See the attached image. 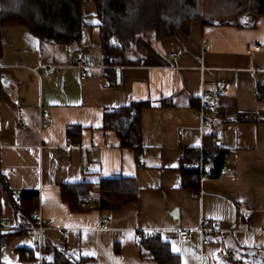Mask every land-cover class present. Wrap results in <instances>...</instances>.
Returning a JSON list of instances; mask_svg holds the SVG:
<instances>
[{
  "label": "crops",
  "instance_id": "crops-1",
  "mask_svg": "<svg viewBox=\"0 0 264 264\" xmlns=\"http://www.w3.org/2000/svg\"><path fill=\"white\" fill-rule=\"evenodd\" d=\"M240 15L241 22H195L189 36L138 39L130 51L135 63L119 67L104 64L91 2L84 16L98 35L90 28L80 47L44 43L24 26L1 29L0 170L16 195L39 192L37 208L47 227L43 264H158L141 247L143 232L158 234L180 264H254L264 253V15L252 8ZM81 59L90 63L85 79L76 67ZM132 103L148 104L138 159L120 148L115 132L103 129L106 110ZM208 103L214 107L204 126L200 109ZM44 112L50 126L41 129ZM239 113L258 121L238 122ZM213 133L229 152L231 174L202 182L185 176L192 153ZM119 177L136 180L137 200L100 211L99 182ZM78 183L94 190L85 210L73 212L61 188ZM1 201L9 230L24 222L6 192ZM202 221L218 230L201 235L195 229ZM184 229L191 230L188 240L177 235ZM37 242L32 229L12 237L4 263L40 264ZM22 249L33 253L22 258ZM235 252L233 260L226 258Z\"/></svg>",
  "mask_w": 264,
  "mask_h": 264
},
{
  "label": "trees",
  "instance_id": "trees-1",
  "mask_svg": "<svg viewBox=\"0 0 264 264\" xmlns=\"http://www.w3.org/2000/svg\"><path fill=\"white\" fill-rule=\"evenodd\" d=\"M245 1L253 4L252 11L256 15H264V0ZM89 2L95 6L96 26L100 32L101 50L107 67L132 66L135 62L130 59V51L138 39L153 37L158 42L165 41L177 33L189 36L195 22L211 24L204 18L201 0H0V32L5 27L24 26L44 43L80 47L84 35L94 27L84 16V5ZM147 106L145 103H132L104 113L103 129L115 132L120 148L133 151L137 159L143 152L142 111ZM236 120L250 123L258 121V118L254 114L239 113ZM192 154V166L185 171V176L197 181L199 171L194 164L201 155L209 164L214 178L220 177L229 157V152L218 146L216 133L206 134L203 150L198 149ZM98 189L100 201L96 207L100 211L119 210L134 203L138 196L134 178L102 179ZM93 190L94 185L90 183L63 185L62 200L73 212H81L85 210ZM3 192L8 194L16 218L24 221L11 230L5 228L2 219ZM38 199V191L24 190L16 195L10 190L0 170V264H5L2 251L7 242L37 226L38 219L34 212ZM144 239L141 247L158 264H180L179 257L173 254L170 245L158 234ZM26 253H33V250H20L22 258ZM237 264L244 263L239 261Z\"/></svg>",
  "mask_w": 264,
  "mask_h": 264
},
{
  "label": "built area",
  "instance_id": "built-area-1",
  "mask_svg": "<svg viewBox=\"0 0 264 264\" xmlns=\"http://www.w3.org/2000/svg\"><path fill=\"white\" fill-rule=\"evenodd\" d=\"M252 49L256 50V51H259L261 49V46H254ZM171 57L173 59H177L179 57V54L178 53H173V54H171ZM76 67L82 71V79H85L88 76L87 69L90 68L89 61L86 60V59H81V60H79L76 63ZM48 72L50 74L55 73L56 72V67H50ZM218 92L220 94H224L225 90L223 88H220L218 90ZM207 96H209V95H207ZM202 99H205V96L202 97ZM213 107H214L213 103H208V104H202L201 105L200 114H201L202 119L204 120V122H203L204 126H205L206 115L209 112V110H211ZM50 120H51L50 113L44 112L42 117H41L40 128L44 129V128L49 127L50 126ZM67 141H68V144L71 145V140L68 139ZM89 152L90 153H94V148H90ZM228 165H229V163L226 161L224 163V166L222 168L220 176H222V175H230L231 174V170L228 167ZM194 166L199 171V177H198L199 181L202 182V181H209V180L216 179V178L211 176L210 166H209V164H207L205 162V160H204L202 155H201V157L198 160L195 161ZM34 214H35V216H37L38 224H37L36 227L32 228V230L38 236L37 248H38V250L40 252V260H39V262H40V264H43L44 260H43V255H42V250H43L42 236H43L44 231L47 229V227L44 225V222L42 220L39 208L36 209ZM102 222L104 224H110V221L107 220V219L102 220ZM5 228L8 229V226L6 225ZM217 230H218V228H217L216 225L213 226V227H210L204 221H202L199 224V226L195 229V231L199 232L203 236H205L207 233L216 232ZM177 235L182 240H188L191 237V230H189V229L179 230L177 232ZM147 236H148V234L145 233V232H143L141 234L142 238H147ZM237 255H238V252H235L233 254L228 255L226 258L228 260H233V258L236 257ZM46 264H52V263H46Z\"/></svg>",
  "mask_w": 264,
  "mask_h": 264
},
{
  "label": "rangeland",
  "instance_id": "rangeland-1",
  "mask_svg": "<svg viewBox=\"0 0 264 264\" xmlns=\"http://www.w3.org/2000/svg\"><path fill=\"white\" fill-rule=\"evenodd\" d=\"M201 5L205 20L211 23H219L222 21L241 22V12L253 7L251 2L245 0H201ZM93 32H95L96 36L98 35L96 28ZM96 52L97 49L93 48L92 51L90 50L93 62H95L94 53ZM253 261L254 264H264V253L255 257Z\"/></svg>",
  "mask_w": 264,
  "mask_h": 264
},
{
  "label": "snow or ice",
  "instance_id": "snow-or-ice-1",
  "mask_svg": "<svg viewBox=\"0 0 264 264\" xmlns=\"http://www.w3.org/2000/svg\"><path fill=\"white\" fill-rule=\"evenodd\" d=\"M173 251H176V252H178V251H180L179 249H177L176 247H175V245H173Z\"/></svg>",
  "mask_w": 264,
  "mask_h": 264
},
{
  "label": "water",
  "instance_id": "water-1",
  "mask_svg": "<svg viewBox=\"0 0 264 264\" xmlns=\"http://www.w3.org/2000/svg\"><path fill=\"white\" fill-rule=\"evenodd\" d=\"M254 253H256V252H248V255L251 256V255H253Z\"/></svg>",
  "mask_w": 264,
  "mask_h": 264
}]
</instances>
